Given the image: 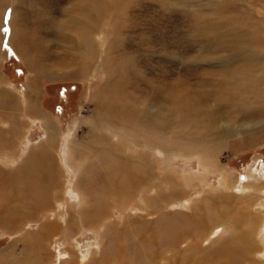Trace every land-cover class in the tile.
<instances>
[{
    "label": "rangeland",
    "instance_id": "obj_1",
    "mask_svg": "<svg viewBox=\"0 0 264 264\" xmlns=\"http://www.w3.org/2000/svg\"><path fill=\"white\" fill-rule=\"evenodd\" d=\"M215 91L264 97V0H0V102L13 109L9 119L0 104V174L42 149L54 168L38 173L51 185L40 217L0 202V264H206L223 245L212 264H264V197L221 199L232 198L225 179L237 187L251 171L264 183V112L219 106ZM184 102L221 116L196 128ZM117 162L138 179L95 233L77 217L97 199L88 178ZM160 218L192 235L141 255Z\"/></svg>",
    "mask_w": 264,
    "mask_h": 264
},
{
    "label": "bare ground",
    "instance_id": "obj_2",
    "mask_svg": "<svg viewBox=\"0 0 264 264\" xmlns=\"http://www.w3.org/2000/svg\"><path fill=\"white\" fill-rule=\"evenodd\" d=\"M95 3L96 2H94L93 5H95ZM250 78H251V76H250ZM227 87L229 88V86H227ZM212 94L214 95L215 100L218 101V102H215V103H217V105H219V106L224 105L225 107L230 106V108H235L239 113H241V112H243V113H262V112H264V97L263 96L261 98L257 95L248 94L243 98L242 97H237V99L233 98L235 100H238V102L235 103L234 101L232 102L228 96L227 97L229 99L226 98L224 95L218 93L217 91H215ZM0 96H2V95L0 94ZM229 101H231V102H229ZM1 103H3V105H4L3 109L7 110V117L10 119V114L13 110L12 109V103L0 102V104ZM182 107H183L184 111H187L189 113V115L192 117L191 122L194 124V126L196 128L198 127V125L201 126L200 123L203 124V122L206 123L205 126H208V125L212 124L213 122H215V120L217 121L218 116H221V111L210 112L207 102H184ZM11 117H12V115H11ZM11 125L12 124H10V127H13ZM9 134H11V133H9ZM4 143L5 144L7 143L9 145L10 140L6 139L4 141ZM149 147H151L157 151L162 152V149L160 150L159 146H155L152 143L149 144ZM166 153L167 152L164 151V154H165L164 156H166ZM51 159L52 158H51L49 152L46 149H42L41 152L38 153V155H36L30 161V163L26 164L20 170L14 172V173L8 174V176L7 175L3 176L2 174H0V186H2V187H0V202L6 204L4 206L5 207L7 206V208H5V207L4 208H5V210H7V212H12V213L16 214L15 215L16 219L23 220L26 217H28L29 214L32 215L35 213H39L38 214L39 217L44 214V212H45L44 210L49 205V203H48L49 202L48 201V198H49L48 192L51 189V185L47 182V180L40 181L41 179L39 178L38 173L40 172L41 175H43L42 173H44L45 175L47 174L48 177L50 175V179L53 178L51 173H54V170H53L54 168L52 167ZM68 159L70 160V158H68ZM163 160L166 161L167 159L164 157ZM7 162H8V158H7ZM119 163L121 164V162H117L116 166L111 164L110 166L106 165V166L94 168L91 170L92 174L89 175L91 177L88 179L91 181V183H93V185L97 186V189H96L97 191L95 192L97 199H96V201L93 202L95 206L92 205V207L90 206L87 208L86 207L87 205H86V206L82 207L79 210L77 217L80 220L88 219L89 222L83 226H86L85 228L90 227L91 228L90 230H92L95 233H97V231H98L97 229L99 227H101L102 223L104 222L103 218L105 216L106 204H108L110 201H112L113 200L112 197L116 196L117 194H120V193L125 194V193L129 192L130 186L133 183H135V181L138 179V174H136L132 169H130L127 166H124L123 164L119 165ZM68 167L71 168V166H68ZM72 170L76 171L75 168L74 169L72 168ZM250 172L244 176L245 180L243 183L241 182L240 186H237V187H235L234 185L228 186L227 179H225L223 181L224 189L228 190L229 194L232 195V198H230L231 200L227 197L221 198L222 202L224 204H228L230 202L236 203L235 202L236 200H234V199H236L238 195L240 198H243V199L250 197V195H252V196L255 195L257 198L259 196L264 197V183L261 182V179L258 177L259 175H257L256 173H252V172L250 173ZM209 174H210L209 171L208 172L205 171V172H203L202 175H209ZM247 189H249V190L251 189L252 191L246 193ZM236 193H239V194H236ZM23 197L27 198L28 202L20 203V204L17 202L15 204V206H13L12 204L11 205L9 204V202H11L12 200H18L19 198L21 200V198H23ZM79 197H80L81 202H84V203L87 202V201H85V198L83 196H79ZM261 197H259L258 199H261ZM56 202L60 203L59 201H56ZM125 203H127V202H125ZM217 203L218 202L216 201L214 203V205ZM8 206L11 208H8ZM57 206H59V205H57ZM50 210H48V211H50ZM234 210H235L234 213H237V211L240 212V210L237 209L236 206H235ZM48 211L46 213H48ZM216 213H218L217 216H222V214H224V212L221 213V211L219 210V208L217 206H216ZM0 215H2V214H0ZM45 215H47V214H45ZM187 219H190V218H185L184 222L189 225L190 220H187ZM197 219L198 218L196 217V220ZM69 220L67 222L68 225H70V227H72V226L75 227L76 222L71 221L72 219L70 221ZM63 224H64V222H63ZM159 224L161 225L160 229H162V227H163V230L151 232L147 236V238H146L147 241H145V246H147L148 244H149V246L146 247L147 249L142 248L143 254H141V255H145L147 257H152L150 255L151 249L149 250V247L151 248L152 245L159 246L160 244H165L168 246H175L179 239H183L186 237L188 238V236L192 235V232H189L186 236L180 237V233H181L180 228H186L187 227V226H184L182 224V222H180V223L177 222V224L173 223L167 228L166 221L164 219L160 218ZM43 228H44L43 229L44 231L39 232V234L42 235L41 236L42 238H36L35 239L33 237L35 239V241H34L35 250H37V249L40 250L42 245H44L43 237H45L46 233L48 234V232L50 231V229L46 228L44 225H43ZM51 228H52V226H51ZM110 228H112V227H110ZM218 229L222 230L223 226H220ZM215 230H213V232L211 234H214L215 232L218 231L217 229H215ZM224 231H225V229H224ZM41 232L42 233L46 232V233L42 234ZM211 234L207 235L206 238H208ZM217 249L212 250L209 253V255L207 254L208 256H206V260L208 259L209 263L205 262L206 264H212L211 261L215 258V256H220L221 254H223L226 248L223 245L222 247H219ZM64 252H65V250H64ZM138 256H140V255H138ZM84 258H85V255H81V258H80L81 263H84V261H85ZM142 259H144V258H142ZM199 259H200V261H203V259L201 257ZM66 261H68V260H66ZM196 261H197V259L194 260L193 261L194 263H192V264H196ZM236 261L237 260L235 259L234 263H236ZM3 262H5L6 264H12V260H9L7 263V260L4 259ZM29 263L32 264L33 262L31 261ZM18 264H23V262L18 263ZM226 264H228V263H226Z\"/></svg>",
    "mask_w": 264,
    "mask_h": 264
},
{
    "label": "snow or ice",
    "instance_id": "obj_3",
    "mask_svg": "<svg viewBox=\"0 0 264 264\" xmlns=\"http://www.w3.org/2000/svg\"><path fill=\"white\" fill-rule=\"evenodd\" d=\"M3 31H4V32H7V31H8V28H7V27H5V28L3 29Z\"/></svg>",
    "mask_w": 264,
    "mask_h": 264
}]
</instances>
